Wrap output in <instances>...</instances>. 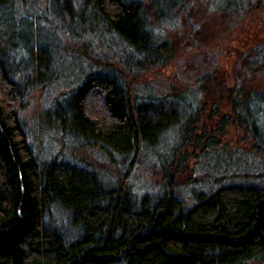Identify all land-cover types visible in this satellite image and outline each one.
Returning <instances> with one entry per match:
<instances>
[{"label": "trees", "instance_id": "trees-1", "mask_svg": "<svg viewBox=\"0 0 264 264\" xmlns=\"http://www.w3.org/2000/svg\"><path fill=\"white\" fill-rule=\"evenodd\" d=\"M41 1L36 9L26 5L27 11L41 15L50 2L56 21L51 28L59 35L72 32L59 21L64 15L81 28L78 39L94 40L96 29L88 26L89 20L109 33H118L135 52V59L127 57L129 61L123 63L116 55L125 70L137 59L161 66L171 58L172 48L161 28L173 26L188 3L194 2ZM196 1L206 3L208 9L241 13L261 2ZM5 10L4 0H0V264H264L261 171L220 172L209 185V193L195 196L193 204L186 205L176 191L178 167L171 168L162 192L137 197L121 181L108 185L81 160L69 161L59 155L47 160L37 152L28 141L20 114L29 91L56 76L58 71L52 73L54 60L61 58L63 50L60 55L54 47L37 46L35 50L30 37L28 44L14 42L9 48V29L2 17ZM150 10L156 22L149 19ZM10 27L11 33L18 29L16 24ZM55 47H62L59 37ZM49 50H54V60L41 56ZM254 51L250 64L259 66L264 62V45ZM17 52L28 58L27 67ZM95 64L81 84L61 96L51 114L56 121H51L54 131L58 124L63 136L79 135L82 145L99 146L108 155L111 153L100 142H122L127 163L134 158L152 159L145 146H159L171 134L174 144H180L172 157L185 158L183 148L208 151L219 142L207 135L206 125L199 134L195 130L199 108L210 102L214 111L210 117L224 105L230 110L220 117L221 131L230 120L243 131L253 156L264 155V90L239 86L235 81L229 85L227 77L210 71L196 76L195 90L168 88L144 93L132 91L120 67L108 65L106 70ZM172 109L177 112L174 121L168 116ZM164 157L156 155V160L161 162Z\"/></svg>", "mask_w": 264, "mask_h": 264}, {"label": "rangeland", "instance_id": "rangeland-1", "mask_svg": "<svg viewBox=\"0 0 264 264\" xmlns=\"http://www.w3.org/2000/svg\"><path fill=\"white\" fill-rule=\"evenodd\" d=\"M260 1L257 3L260 5L247 7L244 13L236 10L224 12L208 9L202 1L194 0L188 3L185 13L176 17L173 26L161 28L162 36L170 42L173 52L171 58L161 66L143 58L137 59L131 61L132 65L125 70L117 63V56L119 62L123 63L129 61L128 58L135 59V52L118 33H109L89 20L86 23L96 29L95 38L91 40L87 37L81 40L77 34L81 28L73 25L64 15L59 21L63 27L71 28L72 32L59 35L51 28L56 27V21L50 2L46 3L40 12L41 15L34 16L32 11H27L26 5L36 9L41 0H4L6 10L2 17L9 29V48L14 42L28 44L30 37L35 44V50L37 46L49 49L54 47L57 55L63 50L61 58L55 57V60L54 50L41 54L42 57H47V60L48 56L53 57L52 73H58L54 74L56 76L51 82L30 90L24 99L25 105L20 115L28 141L45 159L59 155L69 161L81 160L95 170L108 185L121 181L137 197L144 194L155 197V194L162 192V185L165 179L169 178L171 168L178 167L176 180L179 185L176 191L182 195L186 205L193 204L195 196L209 193L208 187L212 180L227 170L239 174L257 171L264 173V155L254 153L253 156L251 144L244 140L240 128L229 120L224 132L220 130V117L230 113L227 105L217 109V113L212 117L210 114L214 111L212 112L210 102L205 104L206 107L199 108L200 119L199 124H196V133L199 134L206 125L207 135H214L219 139L214 148H209L208 151L183 148L181 153L187 155L185 158L172 157L173 149L180 144L176 142L175 145L171 134H167L161 139L159 146H145L152 154V159L137 161L134 158L135 160L131 159L127 163H124L126 150L122 142H100L106 147V152L111 153L108 155L99 146L82 145L84 140L79 135L63 136L58 124L54 131L52 126L55 120L51 118L61 96H67L81 84L92 73L90 68L97 62L101 67L96 68L107 70L108 65L120 67L118 69L125 76V81L131 84L132 91L156 93L168 88L177 91L195 90L196 76L210 71H218L227 77L229 85L235 81L239 86L264 90V62L259 66L250 64V59L257 53L254 50L264 45V0ZM148 13L149 19L156 22L154 13L151 10ZM13 24H16L18 29L11 33L10 25ZM44 28L49 31L50 36L45 35ZM70 36L77 38L71 40ZM58 37L62 47H55L58 45ZM11 53L15 54V51ZM17 56L21 57L23 65L27 67L28 58L20 56L18 52ZM168 116L174 121L177 118L176 110L172 109ZM161 154L165 157L160 162L156 160V155Z\"/></svg>", "mask_w": 264, "mask_h": 264}]
</instances>
